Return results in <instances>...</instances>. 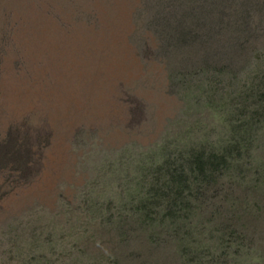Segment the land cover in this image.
<instances>
[{"label": "rangeland", "instance_id": "1", "mask_svg": "<svg viewBox=\"0 0 264 264\" xmlns=\"http://www.w3.org/2000/svg\"><path fill=\"white\" fill-rule=\"evenodd\" d=\"M246 1L0 0V264H264V0ZM121 2L128 70L64 74L44 21L89 68Z\"/></svg>", "mask_w": 264, "mask_h": 264}, {"label": "bare ground", "instance_id": "2", "mask_svg": "<svg viewBox=\"0 0 264 264\" xmlns=\"http://www.w3.org/2000/svg\"><path fill=\"white\" fill-rule=\"evenodd\" d=\"M31 8H29V9H31ZM35 10H37V9H35ZM35 10H31V12H32L34 18L36 19L37 14H35L36 13ZM128 13L129 12H128L127 5L125 4V2H121L119 9H118V17H119L120 22L115 21L116 23L114 25H113V23L111 25L109 23L108 27H107V25H105L107 27V30H106L107 32L102 31L99 36L98 35L93 36V37H95L93 40L94 49L96 51V54L98 53L99 55L102 56V60L101 61L99 60V62L94 64V66H90L91 67V68L89 67L90 69L86 66L85 59L83 60L82 56H81L82 58L78 57L76 49L73 51V49L71 50V48H68L69 45H65V47H64V45L61 46L60 42L58 44L57 40L51 38L48 35L47 30H49L50 25L48 24V22L45 23V21H44L45 27H44V31H43L44 45H45L46 49L51 51L52 54L54 53L56 56L57 55H61V56L66 55L67 56L68 64L66 67L63 66L64 70L62 69L64 74L73 73L74 75H76V77L78 79H84V78H86L85 76H87L86 74L88 73L93 80H96L97 76L99 74H102V73L105 74L106 77L107 76H116L122 70L127 71L128 68L126 66V62H128L130 59H133L132 55L130 54V51L128 50V48L125 45V36H124L125 33L124 32H123L124 34L122 33V29L126 30L128 27V24H127L128 23L127 22ZM40 18H41V14H40ZM121 22H122L123 26L121 25V27H119V23H121ZM64 48H66V49H64ZM133 62L134 61L131 60V62L129 63L130 67L133 66ZM88 65H89V61H88ZM110 78H112V77H110ZM110 81H111V79H110Z\"/></svg>", "mask_w": 264, "mask_h": 264}, {"label": "trees", "instance_id": "3", "mask_svg": "<svg viewBox=\"0 0 264 264\" xmlns=\"http://www.w3.org/2000/svg\"><path fill=\"white\" fill-rule=\"evenodd\" d=\"M250 5H253L251 0H248V1L242 3V6L245 7L244 9L249 8ZM251 8H252V6H251ZM254 9H256V13L263 14V12H264V4L256 3L255 6H254ZM247 14H251V13H249V11H248ZM247 16L249 17V15H247ZM214 160H216L217 164L218 163L220 164V162H221V161L218 162V155H215V159ZM193 163L195 164V167H194V170H193L194 173H204L205 172V168H206L207 164H206V162L204 160V157L201 154H197L196 155V157L194 158V162ZM174 179H176L177 183L179 184V190L177 191V196L181 197L183 195V190L185 189V187L188 186V184H187L188 177L184 173V171H179V172H177L174 175Z\"/></svg>", "mask_w": 264, "mask_h": 264}]
</instances>
